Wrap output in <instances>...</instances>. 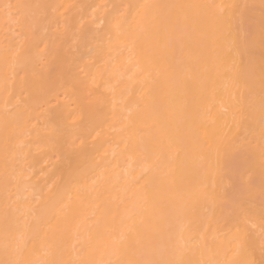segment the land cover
Wrapping results in <instances>:
<instances>
[{"label":"bare ground","instance_id":"obj_1","mask_svg":"<svg viewBox=\"0 0 264 264\" xmlns=\"http://www.w3.org/2000/svg\"><path fill=\"white\" fill-rule=\"evenodd\" d=\"M20 235L264 264V0H0V261Z\"/></svg>","mask_w":264,"mask_h":264},{"label":"snow or ice","instance_id":"obj_2","mask_svg":"<svg viewBox=\"0 0 264 264\" xmlns=\"http://www.w3.org/2000/svg\"><path fill=\"white\" fill-rule=\"evenodd\" d=\"M144 7L145 9L151 10V15L147 23L150 27L159 30L169 25L178 24L181 19L187 21L188 16L185 14V10L197 6L184 4H149ZM119 243L120 241L114 242V252L119 251ZM5 247L6 249L11 248L15 258L7 261H0V264H96L94 261L68 262L63 259L55 258V241L50 245L49 252L47 253V255L53 258L37 261L24 259V254L28 249L25 245V238L23 235L10 237ZM109 264H112V262H109ZM116 264H186V262L182 259L166 258L163 254L157 255L155 252L147 250L146 248H135L131 251L128 258L119 260ZM187 264H190V262H187ZM206 264H217V262L210 260L207 261Z\"/></svg>","mask_w":264,"mask_h":264}]
</instances>
